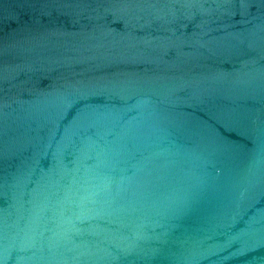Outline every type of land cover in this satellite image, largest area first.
Returning <instances> with one entry per match:
<instances>
[{"label": "water", "instance_id": "1", "mask_svg": "<svg viewBox=\"0 0 264 264\" xmlns=\"http://www.w3.org/2000/svg\"><path fill=\"white\" fill-rule=\"evenodd\" d=\"M0 264H264V0H0Z\"/></svg>", "mask_w": 264, "mask_h": 264}]
</instances>
